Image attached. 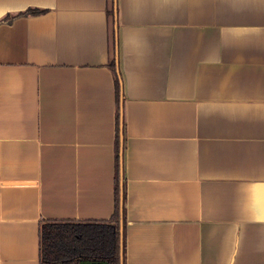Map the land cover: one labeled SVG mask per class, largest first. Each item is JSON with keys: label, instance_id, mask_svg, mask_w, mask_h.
Returning a JSON list of instances; mask_svg holds the SVG:
<instances>
[{"label": "crops", "instance_id": "crops-1", "mask_svg": "<svg viewBox=\"0 0 264 264\" xmlns=\"http://www.w3.org/2000/svg\"><path fill=\"white\" fill-rule=\"evenodd\" d=\"M119 105L125 264H264V0H0V264L111 218Z\"/></svg>", "mask_w": 264, "mask_h": 264}, {"label": "trees", "instance_id": "trees-1", "mask_svg": "<svg viewBox=\"0 0 264 264\" xmlns=\"http://www.w3.org/2000/svg\"><path fill=\"white\" fill-rule=\"evenodd\" d=\"M29 9L23 14H36ZM7 16L1 22H10ZM117 99L121 95V78L115 64ZM125 122L120 105L117 110L115 142V208L108 221H44L40 224V264H125L126 180L123 154Z\"/></svg>", "mask_w": 264, "mask_h": 264}]
</instances>
